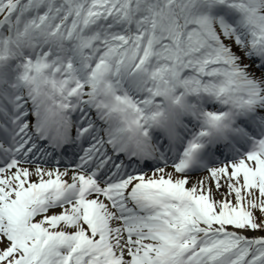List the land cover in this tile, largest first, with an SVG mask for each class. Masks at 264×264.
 Listing matches in <instances>:
<instances>
[{"label": "snow or ice", "instance_id": "6c2138e0", "mask_svg": "<svg viewBox=\"0 0 264 264\" xmlns=\"http://www.w3.org/2000/svg\"><path fill=\"white\" fill-rule=\"evenodd\" d=\"M0 264H264V0H0Z\"/></svg>", "mask_w": 264, "mask_h": 264}]
</instances>
